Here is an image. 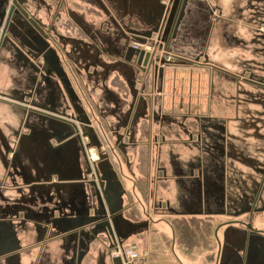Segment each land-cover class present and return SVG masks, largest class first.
I'll use <instances>...</instances> for the list:
<instances>
[{
    "label": "crops",
    "instance_id": "1",
    "mask_svg": "<svg viewBox=\"0 0 264 264\" xmlns=\"http://www.w3.org/2000/svg\"><path fill=\"white\" fill-rule=\"evenodd\" d=\"M260 1L264 2L187 0L163 42L153 49L143 47L153 53L148 68L139 65L132 47L144 41L138 33L156 29L153 24L159 18L156 8L161 0H120L122 11L102 24L93 22L96 7L90 0H25L22 7L28 17L15 14L11 20L12 3L0 6V23L7 13L0 28V264H69L73 259L66 237L58 235L45 216L62 200L77 205L75 197L81 191L70 181L84 175L86 164L72 123L80 127L78 121L87 118L84 115L91 107L97 110L99 121L128 124L137 142L129 152L130 170L124 171L127 187L122 186L130 191L131 200L123 203L120 228L123 246L126 240L136 245L133 249L140 257L133 263L121 257L124 264H241L240 258L242 264H264V235H255L252 242L257 245L252 252L248 245L240 253V242L235 239L249 236L240 220L244 213L235 216L229 208L222 214L216 212L212 207L216 199L207 187L220 156L218 127L224 128L220 132L228 138L224 145L226 162H230L231 150L235 152L231 124L244 121L242 100L253 90L264 92V3ZM140 17L144 26L137 25ZM43 34L57 49L51 51L53 57L62 61V52L79 72V66L91 61L87 45L98 41L95 45L101 47L105 66L114 62L113 70L107 69L114 74L105 82L109 84L104 87L105 101L90 80L82 92L86 104L75 101L66 79L59 81L65 78L61 67L43 61ZM153 41H158L157 35ZM168 56L173 61L162 68ZM130 90L136 93L127 98L124 94ZM235 93L238 118L219 117L216 112L228 110L229 95ZM41 111L53 115L54 121H43ZM176 119L194 122L200 133L190 135L189 141L181 140L180 132L174 134L171 129L179 131L173 124ZM162 136L166 144L159 145L155 153L148 151L149 165H140L139 143ZM191 136H201L200 144L194 150H179L193 145ZM61 140L64 144L57 150ZM8 145L20 161V175H10L5 166ZM194 159L199 165L192 166ZM162 168L165 179L159 177ZM192 170L202 174L200 182L193 181ZM60 178L70 184L53 188L51 182ZM66 213L72 217L70 209ZM247 213L255 214L253 210ZM261 213L253 226L264 232ZM23 214L30 219L22 222ZM38 234L41 239L33 241ZM12 235L21 250L5 256ZM116 258L102 249L101 264H114Z\"/></svg>",
    "mask_w": 264,
    "mask_h": 264
},
{
    "label": "rangeland",
    "instance_id": "2",
    "mask_svg": "<svg viewBox=\"0 0 264 264\" xmlns=\"http://www.w3.org/2000/svg\"><path fill=\"white\" fill-rule=\"evenodd\" d=\"M90 1H91V4L96 7V10H95L96 14L92 13L91 15L93 22H95V24L100 23V22L101 24L103 22H108L107 18L111 14H113L114 12L119 13L122 11L120 0H90ZM260 3L262 4L264 2L260 1ZM174 6H175V0H161V2L157 3L156 9L158 10H156V12L159 13V14L157 13L159 15V18L156 19L157 21L155 20V23L153 24V28H158L157 26L161 25L166 8L170 7V9H173ZM98 14H100L101 16H99ZM128 15H131V14H128ZM134 16L137 17L136 15ZM170 16H171V10H170L169 17ZM104 18H106V21L104 20ZM143 23H146V22L143 21L142 17H140V20L139 22H137V25L144 26L145 24ZM151 31H154V29H150V32ZM97 43L98 41L87 45L89 48V54L91 55V61L88 65L84 64V67L82 68L81 66H79L80 74L75 72L76 70L73 68L72 63H69L68 60L66 61L64 59V57L62 56V52H60L59 54L63 58L62 61L59 62L61 65L60 67L65 73V78H61L59 79V81L62 83V81L66 79L65 84H66L67 90H69L71 94L73 95V97H75L74 98L75 101H79V102L84 101L85 102L84 104H86V100L83 98L84 96L82 95L83 94L82 92L84 91L85 93L84 87L87 86L86 82H89L90 80L91 85L94 84L97 89L101 90L102 91V101H105L104 98L105 96H107V91L105 90L104 87H109V84L105 82H109L111 81V79H113L111 77L114 74V71H109L108 73V70H113L114 62H112L111 66L109 67L105 66L107 63L105 61L104 62L102 61V54L100 55V53H102V50L101 49L99 50V48L101 47L99 46L97 47L95 45ZM129 44L130 46H132L131 43ZM49 45L51 44L49 43ZM149 48L153 49L152 47H149ZM56 50H57L56 47H54L53 45V48L51 49V51H56ZM104 68L105 70H102ZM106 74L107 75L111 74V75L105 78L104 76H107ZM111 91H113V89ZM263 93L264 92H261V91L256 92L253 90L249 95H245V97L242 100L243 102L240 106L242 108L240 111V115L242 119L244 118L243 119L244 121L240 123L236 122V123L231 124L232 126L231 129L233 131L232 133L233 140H231L232 139L231 138L230 142H233V145L235 146V152L231 150L232 152L231 154L233 155L234 158L232 157V160L230 162H226L227 161L226 145H224V143L227 141L228 138H225L223 133L220 132V130L223 131L224 128L222 126L218 127L219 132L215 134L218 136V139L220 140V142L222 141V143H219V146L221 147V149H219L220 156H218L215 159V162H214L215 169L214 171H212L211 176H209L207 179V184H208L207 187L209 189V193L211 194L210 197L213 196L216 199L215 200L216 203L214 204V206H212L213 209L216 212L222 214L226 212L229 208L230 211L235 216L244 213L242 217L240 218V220L243 221V223L245 224L247 223L253 224L254 222H256V220L259 218L258 216L259 213H261L260 211L264 210V137L261 134L262 132H264V94ZM229 98H230L229 109L228 110L219 109L217 112L216 111L215 112L217 113L219 117L232 115L234 119L236 117L238 118L239 112L237 108L235 107L236 102H237L236 93L229 95ZM111 104L113 107L115 106L114 103H111ZM231 104L233 105L232 106L233 108L235 107V109L230 108ZM86 108L87 107H85V110ZM91 108L92 110L90 108H87L88 110H86V114L84 112L85 114L84 116L87 117L85 119L93 123L92 134H93L94 139L97 140V144L94 147H91L88 153V156L90 157L92 156L94 159V160H90L91 167H93L96 164L97 166H101L99 164H102V161L100 163L98 159H101V160L103 159L105 160V162L109 163L108 167H110L111 169L118 168L117 167L118 165L116 164V161L110 152L111 149H108L107 144L105 142H102L103 135L105 134L103 133L101 134L99 127L97 125V123H99V119L97 118L98 117L97 110H95V108L93 107ZM70 109L73 110V107L71 106ZM78 116H79L78 118L82 117L80 115ZM109 123L112 126L105 127L104 125L103 129L106 131L105 133L108 136V139L110 140V142L111 143L113 142L112 144H114V136H113L114 131L113 130L115 129L117 123H115L114 121H110ZM173 124L178 126L179 131H176V128L172 127L171 128L172 132L174 134H178V132H180L178 136L181 137V140H188L190 135H197L198 132L200 133L199 127L195 126L194 122H192L191 123L192 125H191L189 120L183 121L182 119L180 120L176 119L173 121ZM203 132L204 134L206 133L205 128H203ZM195 140H196V137H195ZM86 142L87 141H85V143ZM104 145L106 148V151H105L106 155L102 157L101 152H104L102 151V147ZM159 145H161V142L157 144L156 141L149 142V143L145 141V142L139 143V147L137 150L139 151L138 155H140L141 157L139 159L140 165L142 164H143L142 166L149 165L150 161L147 158V155H148L147 153L148 151L150 152L153 151V153H155ZM110 147L111 146L109 145V148ZM208 147L209 148L211 147V142L208 143ZM182 149L194 150V146L185 145V147H179V150L183 151ZM195 163L199 165V161L197 159L193 160L192 166ZM154 165L157 167L158 163L155 161ZM160 166H162V160L160 162ZM115 173L117 172L115 171ZM109 175L112 176L111 172L109 173ZM162 176L163 174H161V176L159 177H162ZM114 180L115 181L113 182L115 184L116 183L120 184L119 187H123V188L124 186L127 187V184H126L127 180H126L125 174L124 176L121 174L117 175ZM226 197L228 198L229 206L225 205ZM257 197L260 198L258 201H257ZM130 200H131L130 191H128V194H126L124 198L117 199L115 205L116 207H119L120 209L122 208L123 203L127 205L129 204ZM90 204L93 206L97 205V200L95 197L93 198ZM129 206L130 205H128V208ZM247 210H256V212L254 211L255 214H249L247 213ZM127 212H130V211H127ZM260 215H264V213H261ZM244 230L247 231L245 227H244ZM244 238L245 236L241 237V239L240 238L235 239L236 242H240L239 244L240 246L236 244V246H239L238 250L240 253L247 251L246 250L247 246L246 244L243 243L245 240ZM40 239L41 237L38 234L36 238H33V241L34 240L39 241ZM89 239L90 240L92 239L91 236H87L86 238H82V239H76L74 237L67 239V243L65 245H68V247L71 248L72 257H73V259L69 261L70 262L69 264H74L77 262V259H78L77 251H80V249L87 247L89 244L88 242ZM250 244L251 246L249 250L252 252L253 248L257 244L255 242L254 243L252 242ZM109 246H110V242L106 236H102L100 239H97L94 242L92 241L90 248L89 247L86 248L87 249L86 257H88L87 259L88 261L85 262V264L86 263L87 264H101L102 249H105L106 252L108 253V256L111 257L114 254L115 250L114 251L111 250ZM135 246L136 245L127 243V240L125 241V244H124L125 249L134 248ZM261 248L264 251V244H261Z\"/></svg>",
    "mask_w": 264,
    "mask_h": 264
},
{
    "label": "flooded vegetation",
    "instance_id": "3",
    "mask_svg": "<svg viewBox=\"0 0 264 264\" xmlns=\"http://www.w3.org/2000/svg\"><path fill=\"white\" fill-rule=\"evenodd\" d=\"M23 4V3H22ZM170 7L166 8L165 14L162 19L161 26L164 25V22L167 24L170 22L171 27L173 26L174 22L176 21L175 19H172V16L169 17L170 15ZM167 17V20L165 19ZM166 20V21H165ZM173 23V24H172ZM166 25V24H165ZM135 36V35H134ZM45 41V43H44ZM43 41V46H42V51H43V61L47 63V65H50V62L54 63L55 67H60L59 62L57 59L53 57L51 54V45L49 46L47 42L49 43V40H44ZM163 42V38L161 40ZM160 42V43H161ZM53 48V47H52ZM133 50H135L132 47ZM166 61V59H165ZM163 61L162 64L165 62ZM161 64V65H162ZM41 69V67H39ZM76 70V69H75ZM78 74H80L79 71H75ZM133 93H136L134 91ZM131 90L129 92H126L124 95L127 96V98H130L133 94ZM134 95V94H133ZM119 106V104H115V106ZM41 117H43V121H54V118L52 117L53 115L48 114L47 112L41 111L40 112ZM52 117V118H51ZM59 119V117L57 118ZM56 120V119H55ZM61 120V118H60ZM58 121V120H57ZM62 121V120H61ZM104 121V120H102ZM99 121L97 123L99 130L101 134L103 135L102 142H105L108 146V149H111V154L114 157L116 164L118 165V168L111 169L108 167L109 163L105 162V160L98 159V161H102V164H99L101 166L94 165L91 167L90 160H94L93 157L88 156L89 150L91 147H94L97 144V140L94 139L93 134H92V129H93V123L91 121H87L86 119H80L78 122L79 126L78 127L76 124L72 123V126L75 131V138H77L81 144V148L83 151V156L85 158V164H86V170L84 172V175L82 177H78L72 181H70L71 184H75L76 187L81 191L78 193L77 197V205L74 206H69L62 200V202H59V205L53 206L52 210L50 213L47 215L48 218L46 217L45 219H48L50 224L54 225L56 227V231L58 232V235L61 237H66V239L69 238H76V239H82L86 238L87 236H91V240L89 239V244L87 247H84L83 249H80V251H77V262L74 264H81L82 260L86 257L87 255V249L90 248V245L92 244V241L94 242L97 239H100L102 236H107L106 231L102 229L99 225L102 223V220L96 221V222H88L90 221L91 218L96 217V218H102L99 202H98V197L96 193V188H95V183L97 184L101 194H102V199L107 207V201H111L112 207H114L117 212L114 214V216H108L109 220H113L114 217L119 218V221L121 222V214L124 211V206L119 209V207H116L115 203L117 199L119 198H124L128 192L123 188L119 187L120 184L114 183V179L116 178L117 175H123L124 176V171L127 169L128 171L130 170L131 163L129 159V152L131 149L135 148L137 146V142L134 139V136L132 134V130L130 129V126L126 124L124 121H120L114 131V144L110 142L108 139V136L106 135V131L103 129V126H112L110 123L107 121ZM192 141V146L197 147L200 144L201 136L200 137H195L191 136ZM85 141H87L85 143ZM157 144L161 142L162 145L166 144V137L162 136L161 140L157 137L156 140ZM63 141H59L57 145V150L61 149L63 146ZM102 144V143H101ZM109 145L111 146L109 148ZM101 156H105L106 153V148L105 145L102 147ZM5 166L10 173V175H20L18 169L20 168V161L17 158V155L15 153L14 148H12L10 145L7 146V155L5 157ZM105 162V163H103ZM115 171L117 173H115ZM195 170H192L190 176L192 177L194 182H200L202 178V174H195ZM111 172L112 176L109 175ZM160 172L163 174L161 177L162 179L167 178V174L165 172V169H160ZM114 175V177H113ZM126 177V176H125ZM127 178V177H126ZM127 180V179H126ZM117 182V181H116ZM69 181H65L63 179H58L57 181H52L51 184L53 185L52 187L57 189V188H62L66 184H70ZM115 184V185H114ZM124 194V195H123ZM96 198L97 200V205L93 206L91 205V201L93 198ZM67 209H70L71 211V218L68 216ZM256 212V210H253ZM263 211V210H261ZM21 213H18L16 218H20ZM30 217H28L27 214H23V218L21 219L22 222L29 220ZM47 223V222H46ZM242 225L247 229L248 237L245 238V243L246 246L249 245V248L251 246L250 243H252L253 238L255 235H264V232L258 231L254 228L252 223H242ZM251 225L252 229H249L248 226ZM121 231V228H120ZM87 235V236H86ZM116 242L109 240L110 242V249L111 250H124V246L122 244V236L118 235L116 233ZM119 239V240H118ZM45 240V239H44ZM16 241V237L12 235V239L10 241L9 250L6 252L5 256H12L15 254L17 251L21 250V248L18 246ZM15 242V243H13ZM117 246V247H116ZM241 264L243 263V258H240ZM139 261V259L137 260ZM135 261V262H137Z\"/></svg>",
    "mask_w": 264,
    "mask_h": 264
},
{
    "label": "water",
    "instance_id": "4",
    "mask_svg": "<svg viewBox=\"0 0 264 264\" xmlns=\"http://www.w3.org/2000/svg\"><path fill=\"white\" fill-rule=\"evenodd\" d=\"M24 1L25 0H2L0 3V6L8 7L10 2L12 3L10 15H9L10 20L13 17V15H15V14H21L27 18L28 14L25 11V9L22 7V3ZM186 2H187V0H175V6L171 10V16H172L173 20L176 18V15L178 14L179 10H181L183 8V6L186 4ZM6 14H7L6 11L2 14L3 18H2V21L0 23V28L3 26ZM165 19L167 20V17H165ZM10 20H9V23H10ZM29 22L33 26L36 25L33 19H29ZM36 27L39 28V30H41V28L39 26H36ZM170 30H171L170 22L168 24L166 22H164L163 26L160 25L154 31H151L147 34L138 33L137 35L142 36L144 38V41L142 43L143 45H148L149 47L155 48L160 44L163 37L168 36ZM43 33H44V31H43ZM155 34L158 35V41L157 42L153 41V37ZM43 35L44 36H42V37L44 40L49 39L47 34H43ZM7 39H8V37H7ZM135 51L139 57V65L142 66L143 68H148V66L151 62L153 53L150 51H147L146 49H143L142 47H140L139 49H135ZM95 188H96V193H97V197H98V202H99V206H100V210H101L100 212L102 214V218L93 217L88 222H96V221L102 220V223L99 226L106 231V234H107L109 240L116 242V235L115 234L117 233L118 235L122 236V233L120 231V225H121L120 223L121 222L119 221V218H117V217H114L113 220H109L108 216L109 215L114 216V214L117 212V210L114 207H112L111 201H107V207H106V205L102 199V194H101L96 183H95ZM248 228L252 229V226L249 225ZM114 264H124V263H123L122 258L118 257V258L114 259Z\"/></svg>",
    "mask_w": 264,
    "mask_h": 264
},
{
    "label": "built area",
    "instance_id": "5",
    "mask_svg": "<svg viewBox=\"0 0 264 264\" xmlns=\"http://www.w3.org/2000/svg\"><path fill=\"white\" fill-rule=\"evenodd\" d=\"M140 47H145L146 48V45H143V44H139V43H136L133 45V48L134 49H139ZM147 50H149L148 48H146ZM173 61V58L168 56L166 58V61L161 65L162 68H165V66L169 63H171ZM114 256L116 257H122L124 260H126L127 263H130V262H135L139 259L140 255L139 253L133 249V248H129V249H124V250H116L115 253H114Z\"/></svg>",
    "mask_w": 264,
    "mask_h": 264
},
{
    "label": "bare ground",
    "instance_id": "6",
    "mask_svg": "<svg viewBox=\"0 0 264 264\" xmlns=\"http://www.w3.org/2000/svg\"><path fill=\"white\" fill-rule=\"evenodd\" d=\"M124 195V194H123ZM116 215V214H115ZM116 235V234H115ZM117 238V237H116ZM119 240V239H118ZM117 247V246H116Z\"/></svg>",
    "mask_w": 264,
    "mask_h": 264
}]
</instances>
